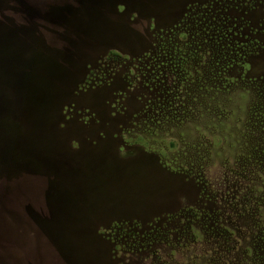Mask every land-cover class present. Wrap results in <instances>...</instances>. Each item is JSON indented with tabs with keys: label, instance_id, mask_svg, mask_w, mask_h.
<instances>
[{
	"label": "rangeland",
	"instance_id": "1",
	"mask_svg": "<svg viewBox=\"0 0 264 264\" xmlns=\"http://www.w3.org/2000/svg\"><path fill=\"white\" fill-rule=\"evenodd\" d=\"M262 79L264 0H0V253L11 222L20 264H254Z\"/></svg>",
	"mask_w": 264,
	"mask_h": 264
},
{
	"label": "trees",
	"instance_id": "2",
	"mask_svg": "<svg viewBox=\"0 0 264 264\" xmlns=\"http://www.w3.org/2000/svg\"><path fill=\"white\" fill-rule=\"evenodd\" d=\"M258 83L259 85L256 86L252 84L254 87L253 92L257 100L254 99L252 102L249 101L246 115L247 124L244 125V133H246V131L250 133V140L249 143L247 140H243L247 138V136L243 138L242 131L238 140L240 144L238 154L241 155L239 160L242 161V171L241 174H239V178L243 179L247 176V184L245 185L247 189L245 190L246 196L244 199L247 202L249 219L252 218L251 221H253L252 226L244 235L250 242L244 253L249 256V259H251L254 264H264V261L260 259L261 249H264V216L260 214L259 209L261 208V210L264 211V80H258ZM255 131H262L259 135L263 136V140L259 139L258 141V138L255 136ZM242 175L245 176L242 177ZM233 199L236 198L232 197L231 201ZM237 204H244V202L238 199ZM219 217V220L223 219L229 222L227 211L220 213ZM233 223H235L234 218L230 224ZM234 229L238 235H235L236 238L241 239L239 236H243V228H241V226H235ZM232 230L229 232L231 233ZM244 253L240 252L238 254L244 255ZM236 263L240 264L239 262Z\"/></svg>",
	"mask_w": 264,
	"mask_h": 264
},
{
	"label": "flooded vegetation",
	"instance_id": "3",
	"mask_svg": "<svg viewBox=\"0 0 264 264\" xmlns=\"http://www.w3.org/2000/svg\"><path fill=\"white\" fill-rule=\"evenodd\" d=\"M234 34H236V36H237V33H234ZM228 38L230 39L229 41H228ZM226 42L230 45V46H234V47H238V49H239V44L240 43H237L236 42V40H235V42L233 41V39L231 38V37H227L226 36ZM239 42V41H238ZM237 49V50H238ZM232 51H235V53H237V51H236V49H232ZM232 59V58H231ZM156 80V79H155ZM152 82H154V84L155 85H157V83H159L160 81L159 80H156V81H152ZM151 86H152V84H151ZM2 188H4L3 189V194H4V197H5V200L8 202V204H9V201H10V197L12 196V194H11V192H8V191H6L5 190V187L3 186ZM15 196V195H14ZM18 224V223H17ZM15 225L16 224H11V222H8V224L6 223V225H5V227H6V230L8 229V236L10 235V237H8V239H9V242L7 243L8 245H7V248L5 249V251H4V253L6 254V256H7V258H6V256L4 257L5 259H2V261H3V264H11V262L12 263H14V264H20V262H19V260L15 257V256H12V255H10V250L12 249V247H11V244H12V242H11V238H12V236H11V228H16L15 227ZM4 253H0V254H4Z\"/></svg>",
	"mask_w": 264,
	"mask_h": 264
}]
</instances>
